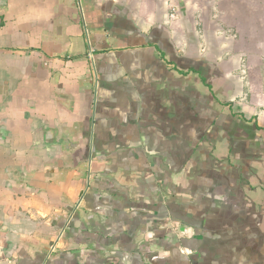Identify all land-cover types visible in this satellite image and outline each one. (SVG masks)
<instances>
[{
	"label": "crops",
	"instance_id": "crops-1",
	"mask_svg": "<svg viewBox=\"0 0 264 264\" xmlns=\"http://www.w3.org/2000/svg\"><path fill=\"white\" fill-rule=\"evenodd\" d=\"M0 264H264V0H0Z\"/></svg>",
	"mask_w": 264,
	"mask_h": 264
}]
</instances>
